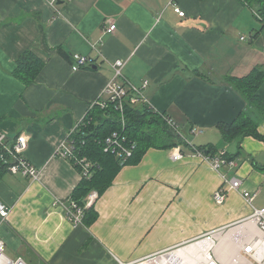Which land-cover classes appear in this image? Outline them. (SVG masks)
<instances>
[{
	"label": "crops",
	"instance_id": "crops-1",
	"mask_svg": "<svg viewBox=\"0 0 264 264\" xmlns=\"http://www.w3.org/2000/svg\"><path fill=\"white\" fill-rule=\"evenodd\" d=\"M58 1L0 0V129L22 130L25 157L40 169L35 180L13 173L0 180V202L10 207L0 221L7 256L27 264H117L114 256L142 258L250 216L242 190L264 207V140L248 135L225 144L216 127L253 108L228 76L264 68L256 12L239 0ZM112 22L117 28L109 33ZM59 48L91 57L96 68L73 70ZM27 49L45 60L30 85L14 75ZM117 59L126 62L120 82L148 80L149 103L192 135L181 159H173L175 148L150 147L138 163L124 164L95 203L97 219L74 226L57 201L71 198L82 175L58 151L106 97ZM259 93L264 98V82ZM201 145L234 154V164L216 168L198 154ZM234 177L242 180L239 189L231 187ZM219 189L227 190L222 203L214 198Z\"/></svg>",
	"mask_w": 264,
	"mask_h": 264
},
{
	"label": "built area",
	"instance_id": "built-area-1",
	"mask_svg": "<svg viewBox=\"0 0 264 264\" xmlns=\"http://www.w3.org/2000/svg\"><path fill=\"white\" fill-rule=\"evenodd\" d=\"M48 1L55 5L58 0ZM175 10L182 16L185 14L179 7H176ZM116 28L117 24L112 22L106 28V31L111 33ZM242 39L245 38L242 37ZM73 58V70H78L92 62L91 57L81 54H74ZM125 64V60L122 59L111 62L114 74L103 90V95L106 97L99 98L90 107L91 109L99 105L101 108L106 109L110 104H114L122 115L123 128L125 126L124 110L127 103L133 105L139 103L149 104L145 93L148 80L143 81L140 86L129 83V81L128 83L120 82L124 76L123 69ZM165 119L173 128L179 131V126L173 118L166 116ZM83 120L84 118L78 121L71 130L67 140L61 144L58 154L68 160L75 159L76 163L81 167V171L79 172L82 177L90 178L100 165L90 161L86 157L78 158L77 154H75V140L71 137L72 133L79 128ZM202 131V129H192V133H200ZM8 135L0 129V144L4 149L1 159L9 163V171L11 173L22 174L34 180L37 179L40 175V169L32 164L24 154L28 145L27 135L22 132L10 143H7ZM136 145L135 142L129 140L124 130L122 132L115 131L106 138L104 150L105 152L115 154L121 159L122 163H125L133 155ZM174 148L173 159H181L183 157L181 147L176 146ZM197 152L205 159L210 160L216 168L228 162L234 164V160L226 158L224 150H219L213 155H209L201 150H197ZM241 183L242 180L239 177H234L231 180V187L239 189ZM242 194L253 208V211L250 216L240 220L236 224L206 232L184 244L158 251L142 258L123 261L114 256L117 264H264V207L261 208L255 205L256 194H252L248 190H242ZM226 195L227 190L219 189L215 192L214 198L218 203H222ZM98 198L99 193L93 190L86 197L84 207L72 198H69L66 203H63L61 200H58L57 203L63 205L67 217L73 222V225L79 226L84 224L85 208L90 207ZM9 214L10 207L0 202V221L5 222ZM192 246L193 248H190ZM182 249H185L184 255L181 254ZM0 264L27 263L22 257L17 259L7 257L5 255V242L0 238Z\"/></svg>",
	"mask_w": 264,
	"mask_h": 264
},
{
	"label": "trees",
	"instance_id": "trees-1",
	"mask_svg": "<svg viewBox=\"0 0 264 264\" xmlns=\"http://www.w3.org/2000/svg\"><path fill=\"white\" fill-rule=\"evenodd\" d=\"M239 1L256 12L257 18L264 26V0ZM59 53L68 57L73 64L74 54L68 56L62 48H59ZM16 64L14 75L25 85H30L36 81L45 66V60L33 50L27 49L17 57ZM82 68L91 69L88 65ZM196 73L200 74L199 72ZM228 82L243 96L248 105L256 108L264 120V98L259 93V89L264 82V68L255 66L244 76H228ZM165 117L166 114L158 112L148 103L135 105L127 103L124 110L125 126L123 128L122 115L114 104H110L106 109L96 105L88 110L83 122L72 133L71 137L75 140V154H77L78 158L86 157L100 166L97 167L92 177H82L71 198L84 207L86 197L92 190H97L99 196H101L110 187L120 168L124 164L138 163L150 147L171 149L176 146L183 147L187 145L186 130L178 125L180 132L177 131L167 122ZM259 124L260 121L252 116L251 111L242 110L232 122H219L216 127L226 144L236 140L240 142L243 137L248 135L264 140V135L259 131ZM192 129H190V132ZM123 130L129 140L137 144L133 155L125 163H122L121 159L115 154L104 150L106 138L115 131L122 132ZM22 132L20 130L16 134H9L7 143H10ZM198 150L209 155L219 151L214 145H201L198 146ZM3 151V146L0 144V180L7 173H11L9 171V163L1 159ZM225 156L229 160L235 159V155L230 152H227ZM70 161L81 171V167L76 163L75 159ZM97 217L98 213L94 202L90 207L85 208L84 223L90 225Z\"/></svg>",
	"mask_w": 264,
	"mask_h": 264
},
{
	"label": "rangeland",
	"instance_id": "rangeland-1",
	"mask_svg": "<svg viewBox=\"0 0 264 264\" xmlns=\"http://www.w3.org/2000/svg\"><path fill=\"white\" fill-rule=\"evenodd\" d=\"M57 4H58V1H57ZM176 8V7H175ZM262 26V23L260 22V21H257V24H256V28H260ZM248 35V34H247ZM89 66V65H88ZM150 104V103H149ZM151 105V104H150ZM89 110H90V108H89ZM88 113V112H87ZM251 114H252V116L255 118V119H259L258 118V116H260V113L256 110V108L255 107H253L252 108V110H251ZM85 118V117H84ZM185 134L187 135V136H189L190 137V135H192V134H190L189 132H187V131H185ZM68 160V159H67ZM70 161V160H69ZM71 162V161H70ZM93 191V190H92ZM97 191V190H96ZM98 192V191H97ZM96 201H97V199L95 200V203H96ZM5 255L7 256V254H6V252H5ZM7 257H9V256H7Z\"/></svg>",
	"mask_w": 264,
	"mask_h": 264
},
{
	"label": "water",
	"instance_id": "water-1",
	"mask_svg": "<svg viewBox=\"0 0 264 264\" xmlns=\"http://www.w3.org/2000/svg\"><path fill=\"white\" fill-rule=\"evenodd\" d=\"M59 3H61V2L58 1V4H59ZM89 66H90L91 68H96V65H95L94 63L89 64Z\"/></svg>",
	"mask_w": 264,
	"mask_h": 264
},
{
	"label": "bare ground",
	"instance_id": "bare-ground-1",
	"mask_svg": "<svg viewBox=\"0 0 264 264\" xmlns=\"http://www.w3.org/2000/svg\"><path fill=\"white\" fill-rule=\"evenodd\" d=\"M190 248H193V246L190 247ZM184 250H185V249H182V250H181V254H183V255L185 254V251H184Z\"/></svg>",
	"mask_w": 264,
	"mask_h": 264
}]
</instances>
